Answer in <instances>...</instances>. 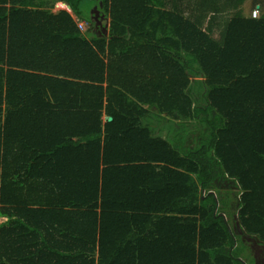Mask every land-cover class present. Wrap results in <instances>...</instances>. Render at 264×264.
I'll return each instance as SVG.
<instances>
[{
    "label": "trees",
    "instance_id": "16d2710c",
    "mask_svg": "<svg viewBox=\"0 0 264 264\" xmlns=\"http://www.w3.org/2000/svg\"><path fill=\"white\" fill-rule=\"evenodd\" d=\"M246 1L0 0V264H256L237 232L264 243V12Z\"/></svg>",
    "mask_w": 264,
    "mask_h": 264
},
{
    "label": "rangeland",
    "instance_id": "374dc122",
    "mask_svg": "<svg viewBox=\"0 0 264 264\" xmlns=\"http://www.w3.org/2000/svg\"><path fill=\"white\" fill-rule=\"evenodd\" d=\"M260 8V14L261 15L264 12V0H247L246 3L242 7V12L245 16H250L253 10L258 7ZM60 10H67L66 6H58L57 4L55 5L54 12H58ZM92 10H90L91 13ZM110 19L109 17L104 21L105 23H109ZM82 25L81 30L85 31L88 24L84 22H79V25ZM204 78L201 77H192V95L194 98V101L198 105L205 104V99H204V86L202 84V81ZM164 119H158L155 117L151 118V125L153 126L155 132L165 138L167 137H172L175 133V129L177 127V124H179L181 121H171L169 117H162ZM105 119V118H104ZM205 129L204 125L200 123H192L191 125L189 124V128L183 132L185 135L186 140L188 141L189 144L191 145H196L197 138L199 137V134L203 132ZM3 219H0V222H2ZM237 232L241 233V229L237 225ZM242 236V239H244L247 243V239H245V236ZM249 238V237H248ZM252 249V247H251ZM253 251V250H252ZM257 252L253 251V255L255 256ZM262 260H260V263ZM262 264V263H261Z\"/></svg>",
    "mask_w": 264,
    "mask_h": 264
},
{
    "label": "crops",
    "instance_id": "0c3cea01",
    "mask_svg": "<svg viewBox=\"0 0 264 264\" xmlns=\"http://www.w3.org/2000/svg\"><path fill=\"white\" fill-rule=\"evenodd\" d=\"M59 4L60 3H57L58 6H59ZM65 6H66V4H65ZM67 10L69 12H72L71 9L67 8ZM239 228L241 229V233L240 234H242L243 233V229L240 226H239ZM244 236H245V239H247V241L249 242L248 246L250 248L252 247V250L254 252H257L256 255H255L256 264H261V263L264 264V243H260L257 239H255L253 237H249L248 235H244ZM260 260H262L261 263H260Z\"/></svg>",
    "mask_w": 264,
    "mask_h": 264
},
{
    "label": "water",
    "instance_id": "95a60500",
    "mask_svg": "<svg viewBox=\"0 0 264 264\" xmlns=\"http://www.w3.org/2000/svg\"><path fill=\"white\" fill-rule=\"evenodd\" d=\"M67 5V8L68 9H71V6L70 5H68V4H66ZM91 13L92 14H95V15H97V13L98 14H100V10H98V6H95L94 8H93V10L91 11ZM102 17H104V15H102ZM108 28H109V23L107 22L106 24H105V26H104V32L106 33V34H108ZM105 120H108V121H111L112 120V117H109V116H106L105 117Z\"/></svg>",
    "mask_w": 264,
    "mask_h": 264
},
{
    "label": "flooded vegetation",
    "instance_id": "af4514ba",
    "mask_svg": "<svg viewBox=\"0 0 264 264\" xmlns=\"http://www.w3.org/2000/svg\"><path fill=\"white\" fill-rule=\"evenodd\" d=\"M102 13H100V14H98L97 13V15H94V21L96 22V27H100L101 29H103L104 28V26H105V16L104 17H102Z\"/></svg>",
    "mask_w": 264,
    "mask_h": 264
},
{
    "label": "built area",
    "instance_id": "2783aa9c",
    "mask_svg": "<svg viewBox=\"0 0 264 264\" xmlns=\"http://www.w3.org/2000/svg\"><path fill=\"white\" fill-rule=\"evenodd\" d=\"M259 14H260V8H259V6H258V7H256V8L253 10V12L251 13V16H252L253 18H256V17L259 16ZM79 27H82V25L80 24Z\"/></svg>",
    "mask_w": 264,
    "mask_h": 264
},
{
    "label": "bare ground",
    "instance_id": "6f19581e",
    "mask_svg": "<svg viewBox=\"0 0 264 264\" xmlns=\"http://www.w3.org/2000/svg\"><path fill=\"white\" fill-rule=\"evenodd\" d=\"M65 4H66V3H65ZM65 4H64V3H60L59 5H60V6H65ZM66 6H67V5H66Z\"/></svg>",
    "mask_w": 264,
    "mask_h": 264
}]
</instances>
